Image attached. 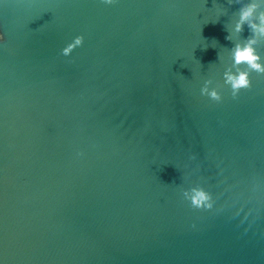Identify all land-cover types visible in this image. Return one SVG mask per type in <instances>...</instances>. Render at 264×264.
<instances>
[{
	"label": "water",
	"instance_id": "water-1",
	"mask_svg": "<svg viewBox=\"0 0 264 264\" xmlns=\"http://www.w3.org/2000/svg\"><path fill=\"white\" fill-rule=\"evenodd\" d=\"M249 2L0 0V264H264V74L224 83Z\"/></svg>",
	"mask_w": 264,
	"mask_h": 264
},
{
	"label": "clouds",
	"instance_id": "clouds-1",
	"mask_svg": "<svg viewBox=\"0 0 264 264\" xmlns=\"http://www.w3.org/2000/svg\"><path fill=\"white\" fill-rule=\"evenodd\" d=\"M104 2L112 4L114 0H104ZM260 7L259 0H250L248 4H245L240 9V22L236 25V31L242 32L244 25L247 23L251 30V35L246 39V42L235 45L233 66L224 73V83L230 86L233 97H236L241 89L251 87V73L253 71L258 74H264V56L260 54L257 48L261 43L260 37H264V11L259 12L257 16ZM252 17H256V19H250ZM5 39V33L0 31V42ZM83 42V35L76 36L74 40L63 48V54L66 56L70 55ZM210 84L211 81L204 84L201 94L209 96L212 100L220 101L222 99L221 92L217 88H210ZM185 197L189 199L194 208L211 209L213 207L211 193L202 187L191 189L190 195L186 192Z\"/></svg>",
	"mask_w": 264,
	"mask_h": 264
}]
</instances>
